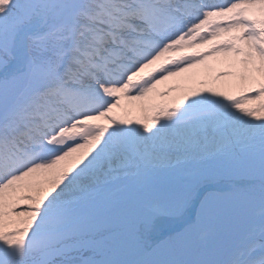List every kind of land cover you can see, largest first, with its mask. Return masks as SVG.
Here are the masks:
<instances>
[{
	"label": "snow or ice",
	"instance_id": "obj_1",
	"mask_svg": "<svg viewBox=\"0 0 264 264\" xmlns=\"http://www.w3.org/2000/svg\"><path fill=\"white\" fill-rule=\"evenodd\" d=\"M0 264H264V0H0Z\"/></svg>",
	"mask_w": 264,
	"mask_h": 264
},
{
	"label": "rangeland",
	"instance_id": "obj_2",
	"mask_svg": "<svg viewBox=\"0 0 264 264\" xmlns=\"http://www.w3.org/2000/svg\"><path fill=\"white\" fill-rule=\"evenodd\" d=\"M161 87H164V86H161ZM178 95L177 93H173V96H176ZM117 112H119L120 110H116ZM137 115V113L134 112V116Z\"/></svg>",
	"mask_w": 264,
	"mask_h": 264
}]
</instances>
